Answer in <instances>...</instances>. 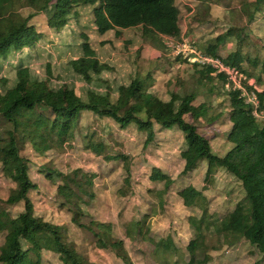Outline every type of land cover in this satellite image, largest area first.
Instances as JSON below:
<instances>
[{
	"label": "rangeland",
	"instance_id": "1",
	"mask_svg": "<svg viewBox=\"0 0 264 264\" xmlns=\"http://www.w3.org/2000/svg\"><path fill=\"white\" fill-rule=\"evenodd\" d=\"M6 1L0 0V5ZM32 1L33 8L20 10L23 16L36 11L28 21V27L19 26L12 52L5 60L0 59L1 92L19 82L54 91L68 107L75 101L86 100L90 91L102 96L109 94L111 100H115L118 86L129 83L136 67L148 69L153 66L152 59L147 61L137 57L143 52L142 47L136 51L122 41L125 47L122 49L107 38L108 34L98 33L94 23V19L102 13L98 0H52L47 4L45 0ZM195 1L175 0L180 9L182 33L191 41L198 44L216 36V50L221 57L236 50L242 35L252 33L264 42V17L257 16L243 29L240 26L245 24V19H236L238 17L233 16L236 15L233 11L228 12L231 7L223 3L212 8L214 15L208 21L192 25L195 33L188 32L184 20L191 13L186 9H195ZM211 18L217 21L212 23ZM9 21V16L0 11V32L6 30ZM138 32L139 29L134 30L131 35L135 38ZM243 40H248V37ZM84 42L90 46L91 55L105 66L97 73L75 62L82 55L81 44ZM154 45L160 56L154 58V64L158 66L153 79L149 80L152 82L149 90L162 100H168L172 91L178 94L192 92L196 95L195 102L211 104L212 114L218 119L211 123L204 120L197 122L199 130L208 136L212 152L223 155L231 146L226 139L230 127L225 115L228 109L226 91L221 89L217 94H210L207 83L198 84L192 77L196 66H191L189 61H176L169 49L159 43ZM261 49L264 55V49ZM243 65L245 71L241 70L250 83L260 89L261 83L254 78L257 68L252 69L246 62ZM21 68L28 70L29 79L18 74ZM212 81L216 87L220 86L215 77ZM44 109L39 106L27 109L22 105L15 111V116L32 130L37 113ZM166 119V114L156 115L154 138L150 143H145L146 134L134 124L120 128L111 118H100L90 111L80 113L74 140L61 147L57 143L53 148L38 150L30 141L18 138L19 151L28 159V175L36 184V188L28 193L34 214L58 225L62 241L72 245L87 263L264 264L256 247L240 231L241 205H248L240 182L215 164L212 166L214 172L205 181L207 160H202L196 169L183 173V134L177 127H162L160 121ZM186 119L191 121L190 115H186ZM11 129V123L0 115V135L6 136ZM86 139L99 143L97 149L84 148ZM55 141L61 140L56 138ZM105 154H111V158L106 159ZM154 169L161 173V177L153 180ZM6 173L3 163H0V209L16 217L22 211L23 203L11 205L5 202L15 186ZM82 174H86V178ZM73 176L79 182L90 179L91 186L87 187L86 182L83 184L87 187L86 192H79L82 201L78 200V205L88 218L110 225V236L121 240V250L108 243L101 246L87 229L70 220L71 213L61 203L70 185L78 188L72 182ZM166 181H170L167 186ZM181 189L192 198H197V204L185 206L178 194ZM201 208L210 217L228 215L231 228L225 229L221 220L214 222L213 234L205 240L206 247L197 248L191 255L186 245L196 230L188 218L199 216ZM4 234L0 232V245ZM167 237L172 241L169 250L162 246ZM23 245L38 247L41 264H71L61 261L48 232H41L32 241L24 240ZM120 251L123 255L118 254Z\"/></svg>",
	"mask_w": 264,
	"mask_h": 264
},
{
	"label": "trees",
	"instance_id": "2",
	"mask_svg": "<svg viewBox=\"0 0 264 264\" xmlns=\"http://www.w3.org/2000/svg\"><path fill=\"white\" fill-rule=\"evenodd\" d=\"M51 1L45 0V4ZM32 2V0H7L0 5V11L10 18L6 30L0 32L1 60H5L12 52L19 28L28 27V21L35 14L34 10L26 16L20 12L25 7L33 8ZM222 3L231 7L230 10L227 7L228 12L233 11L236 14L233 16L238 17L236 19H241V17L245 19V24L240 26L243 29L257 16L264 17V0H196L195 9H186L187 12H191L187 18L188 28H193V24L198 25L208 21L211 16L210 7ZM98 5L102 13L94 19V23L100 34L115 28H138L144 40L153 45L162 44L167 50L164 44L165 37L179 39L181 35H184L180 25V9L175 0H98ZM215 21L217 19L210 22L215 23ZM222 30L225 32V28ZM215 37L198 44L192 42L199 51L207 55L218 56L240 70L244 69V62L252 69L257 68L258 72L254 74V78L255 81L261 83V88L257 89L249 85L245 88L255 92L258 100L256 110L264 109V55L261 49H264V42L261 37L252 33L242 35L236 50L226 57H221L217 53L218 42ZM245 37H248V40L242 41ZM81 45L82 55L75 60L77 64L85 65L96 73L105 67L91 55L92 50L88 43L84 42ZM175 59L179 62L188 61L180 54L175 55ZM151 61H153V66L148 67V69L151 68L150 70L138 66L129 83L118 86L115 100H111L109 94L102 96L90 91L86 100L75 101L68 107L59 100L54 91L46 88H34L17 82L4 92L0 91V115L12 125V129L7 131L6 136L0 135V163H3L6 174L15 185L5 202L11 205L23 203V209L16 217H12L7 210L0 209V232L5 233L0 245L1 264H41L38 247L23 245L24 240L32 241L41 232H48L52 236L61 261L71 264H94L85 262L72 245L62 241L58 225L34 214L28 193L36 188V184L28 175V159L21 155L17 144L18 138L22 137L30 141L38 150L53 148L57 143L61 147L64 143L74 140L78 118L82 111H90L100 118L109 117L120 128L134 124L138 130L146 134L145 143H150L154 138L156 115L166 114L168 119L160 121V125L166 129L177 127L183 134L185 142V148L181 151V156L185 160L183 173L196 169L202 160H207L205 181L209 180L210 174L214 172L212 166L215 164L240 182L244 192L243 198L248 203L247 206L241 205L240 231L264 259V118L253 115L254 105L245 101L239 89H225L226 79L222 74L213 76L211 66L189 62L191 66H196L194 73H191L192 77L198 84L207 83L210 94H217L221 89L226 91L228 109L225 115L230 122L226 139L231 146L221 156L214 154L208 136L199 130L200 126L197 122L204 120L207 121L206 123H211L218 119L212 114L211 104L195 102L196 95L192 92L178 94L172 91L168 100L159 98L154 91L149 90L152 84L149 80L151 77L153 79L152 75L158 66L154 64V59ZM18 74L29 79L30 73L26 68L19 69ZM213 77L218 79L219 87L213 85ZM22 105L27 109L34 106L45 108V111L37 113L32 130L27 129V125L15 116V111ZM186 115H190L191 121L186 119ZM56 138L61 141L56 142ZM98 144L92 139H86L84 148L96 150ZM109 155L111 154H105V158L110 159ZM7 164L10 167H6ZM153 171L151 177L158 179L161 173L157 169ZM82 175L86 178V174ZM72 182L77 184L78 188L74 189L70 185L61 203L67 206L71 213L70 220L92 233L101 246L108 243L111 247L121 250V240H115L110 236V225L88 218V215L78 205V200L82 201L79 192H86L87 187L91 186L90 179L79 182L77 177L73 176ZM85 182L87 187H83ZM169 183L170 181H166L165 186ZM178 194L185 206L191 207L197 204L198 199L192 198L186 190L181 189ZM89 195L92 193L89 192ZM200 210L199 216L188 218V222L196 230L194 237L186 245L191 255L196 252L197 248L206 247L205 240L213 234L214 222L221 220L225 229L231 228L228 215L221 218L210 217L205 209ZM141 228L139 225L140 232ZM162 246L165 250L171 249V239L167 237L163 240ZM118 254L123 255L121 251Z\"/></svg>",
	"mask_w": 264,
	"mask_h": 264
},
{
	"label": "built area",
	"instance_id": "3",
	"mask_svg": "<svg viewBox=\"0 0 264 264\" xmlns=\"http://www.w3.org/2000/svg\"><path fill=\"white\" fill-rule=\"evenodd\" d=\"M164 44L169 49L170 53L175 55H181L189 62H198L202 65H209L212 67L211 75L216 76L222 74L226 81L224 87L226 90L239 89L241 95L245 97L246 102H250L254 105L253 115L258 118H264V109L256 110L258 100L254 91H249L245 87L246 85L253 86L250 83L249 78L243 73L242 70L235 66H231L218 56L207 55L199 51L193 45V42L184 35H181L179 39L173 37H165ZM245 84V85H244Z\"/></svg>",
	"mask_w": 264,
	"mask_h": 264
},
{
	"label": "crops",
	"instance_id": "4",
	"mask_svg": "<svg viewBox=\"0 0 264 264\" xmlns=\"http://www.w3.org/2000/svg\"><path fill=\"white\" fill-rule=\"evenodd\" d=\"M196 3V1H195ZM215 5H212L210 7V14L213 17V13L211 12L212 8ZM190 8V7H189ZM191 13V12H189ZM189 15V14H187ZM184 22H186V27L188 32H192L195 33L193 30L194 29H189L187 26V19L184 20ZM138 28H129V29H122V28H115L113 30H110L109 32H106L104 34H108L107 38L109 40L114 41L115 43H117L116 45L119 47L121 46V48L123 47L124 44L127 45V47L133 48L134 50L138 51L137 49H139L140 47H142V50L139 49V51H143L142 53H140V55L138 54L137 57L141 58V59H146L147 61H149L150 59H154L160 56V51L157 49V47L155 45H152L150 42L144 40L141 37L140 32H138V34L135 35V38L131 35L134 30H137ZM140 31V30H139ZM138 38V39H137ZM136 41H135V40ZM123 41V43L121 44V42ZM135 41V42H133ZM144 42V43H143ZM200 43V42H199ZM121 44V45H120ZM125 48V47H123ZM122 48V49H123ZM217 51V50H216ZM123 53V52H122ZM171 54V53H170ZM172 55V54H171ZM95 56V55H94ZM165 56V55H164ZM173 56V55H172ZM153 179V178H152ZM154 180V179H153ZM18 204V203H17ZM92 234V233H91ZM93 236V235H92ZM94 237V236H93Z\"/></svg>",
	"mask_w": 264,
	"mask_h": 264
}]
</instances>
